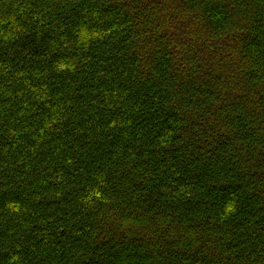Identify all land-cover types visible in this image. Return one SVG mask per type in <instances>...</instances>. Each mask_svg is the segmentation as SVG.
<instances>
[{
    "label": "trees",
    "instance_id": "1",
    "mask_svg": "<svg viewBox=\"0 0 264 264\" xmlns=\"http://www.w3.org/2000/svg\"><path fill=\"white\" fill-rule=\"evenodd\" d=\"M0 264H264V0H0Z\"/></svg>",
    "mask_w": 264,
    "mask_h": 264
}]
</instances>
